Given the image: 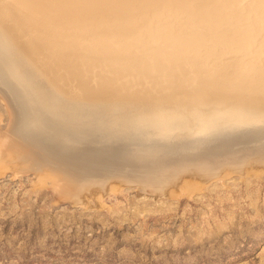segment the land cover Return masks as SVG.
I'll return each mask as SVG.
<instances>
[{"label":"bare ground","instance_id":"6f19581e","mask_svg":"<svg viewBox=\"0 0 264 264\" xmlns=\"http://www.w3.org/2000/svg\"><path fill=\"white\" fill-rule=\"evenodd\" d=\"M0 40L17 64L34 57L53 91L75 102L15 107L6 91L4 140L23 167H50L66 187L100 173L153 191L184 174L239 172L251 154L264 165V0H0ZM69 122L106 138L117 131L134 148L73 152L77 136L58 132ZM124 159L137 168L123 170Z\"/></svg>","mask_w":264,"mask_h":264},{"label":"rangeland","instance_id":"374dc122","mask_svg":"<svg viewBox=\"0 0 264 264\" xmlns=\"http://www.w3.org/2000/svg\"><path fill=\"white\" fill-rule=\"evenodd\" d=\"M20 50L26 55L23 45ZM30 60L23 66L17 64L19 59L10 58L8 52L0 47V77H6V81H0V92H9L10 96L15 94L11 97L13 103L16 101L15 107L41 106L39 103H53L61 98L60 101L64 103H72L73 100L53 91L45 75L39 73L37 60L34 57ZM2 84L7 85L6 89ZM9 89H14V92ZM2 93L0 142L4 141L2 144L5 145L0 143L1 153L3 147H8L7 152L10 149V143L5 141H11L7 127L12 110L7 111L12 106L10 96L6 94L7 101ZM77 102L91 103L83 100ZM5 103L10 105L5 107ZM98 116L101 113L96 114ZM69 123L68 126L67 123L64 126L60 124V131L57 129L61 134L59 137L77 136L75 146L71 147L73 152L93 151L91 148L98 152L103 147L106 151L134 148L117 131L106 138L103 134H91L96 127L91 129L86 125L79 127L73 122ZM64 127L65 130H62ZM87 129H91L90 132ZM10 153L13 155L11 151L7 157L11 156ZM6 154L0 155V162H5L0 163V264H264V165L250 164L256 154L247 157L248 163L242 164L239 172L221 167L206 179L184 174L160 186L163 190L151 187L153 191H150V187L143 189L134 181L128 183L116 177L99 179L100 173L90 182L66 187L65 181L62 182L61 176L56 172L55 175L52 169L54 179L60 182L58 184V180L54 182L51 179L50 167L48 174L45 175L47 167L40 169L46 170L45 173H38L26 162L27 168L23 167L22 160L19 162L15 153L16 163L11 161L13 156L5 161ZM170 157L175 158V155ZM123 161L126 163L123 170L130 171L131 165L137 168L135 163L129 166V160ZM245 167L250 170L243 169ZM40 173L45 176L41 178ZM48 175L50 180L46 178ZM181 177L190 181L182 182ZM61 187L62 190L59 189ZM89 188L96 191L91 189L93 192H89Z\"/></svg>","mask_w":264,"mask_h":264},{"label":"water","instance_id":"95a60500","mask_svg":"<svg viewBox=\"0 0 264 264\" xmlns=\"http://www.w3.org/2000/svg\"><path fill=\"white\" fill-rule=\"evenodd\" d=\"M53 103H64V102H62V101H60V100H54Z\"/></svg>","mask_w":264,"mask_h":264}]
</instances>
